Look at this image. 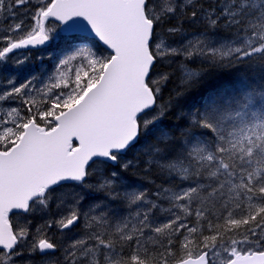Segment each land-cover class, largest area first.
I'll return each instance as SVG.
<instances>
[{"label": "trees", "instance_id": "1", "mask_svg": "<svg viewBox=\"0 0 264 264\" xmlns=\"http://www.w3.org/2000/svg\"><path fill=\"white\" fill-rule=\"evenodd\" d=\"M229 1L195 0L178 14L160 19L156 33L173 41L167 29L209 32L216 39L230 36L229 21L225 29L220 22L209 23V11L219 8L217 12L223 14ZM234 1L235 38L254 33L250 29L257 21L264 32V0ZM257 44L259 51L229 58L215 52L157 58L148 82L157 105L141 122L138 143L124 155L128 159L123 157L116 166L96 161L84 183L59 186L44 206L12 215L13 226L27 236L10 255L14 263H41L43 257L33 245L40 238L58 247L50 255L52 261L42 264L67 263L54 258L62 252L61 235L68 233L61 231L60 224L72 214L79 217L75 229L81 216H90L92 232L99 238L92 252L99 260L76 255L74 264H167L245 238L251 240L246 251L263 250L264 130L253 126L264 120V34ZM184 65L190 67L185 74ZM49 104L53 115L63 109L59 103ZM135 196L145 207L141 215H134ZM164 208L169 213H162ZM124 220H138L141 228L129 234L119 226Z\"/></svg>", "mask_w": 264, "mask_h": 264}, {"label": "water", "instance_id": "2", "mask_svg": "<svg viewBox=\"0 0 264 264\" xmlns=\"http://www.w3.org/2000/svg\"><path fill=\"white\" fill-rule=\"evenodd\" d=\"M145 2L53 0L41 15L39 31L8 48L12 52L47 45L45 24L54 20L62 33L92 37L113 56L81 100L54 118L52 129L32 120L15 145L0 151V249L10 252L16 244L8 219L12 212H26L48 189L83 182L93 161L115 164L112 153L136 143L138 118L155 106L147 85L155 59L149 51L153 24L145 15ZM40 248L43 253L55 251L45 241ZM174 264H208V253ZM227 264H264V252L237 254Z\"/></svg>", "mask_w": 264, "mask_h": 264}, {"label": "rangeland", "instance_id": "3", "mask_svg": "<svg viewBox=\"0 0 264 264\" xmlns=\"http://www.w3.org/2000/svg\"><path fill=\"white\" fill-rule=\"evenodd\" d=\"M254 1H258L259 4L261 0ZM50 2L51 0H5L3 6H0V13L6 12L4 15L5 26H0V42L7 41L10 44L16 39L33 34L38 28L39 14ZM30 4L35 7H30ZM187 4V0H152L148 15L159 25L161 24L160 19L168 17L171 12L178 14L184 10ZM22 5L24 6L20 7ZM233 6L234 4L229 5L227 2L226 12L222 14V11L217 12L219 8H215V10L209 11V14L212 16L211 23L224 20V29L229 21L232 32L235 34L238 20L236 15L233 16V13L230 12V8H234ZM203 15L205 16V14ZM203 15L202 20H205L206 17L203 18ZM253 25L254 28L251 30H254V33L247 32L240 39L226 37L215 40L216 37H213L209 32L197 35L186 34L188 37L185 38L181 32H178L172 37L175 40L173 41L170 40V37L163 39L164 33L159 32L152 44L153 52L162 61L167 54H171V51L174 54L182 52L185 57L205 52H215L228 58L239 53L249 54L260 50L256 44L264 34L261 32L263 26L258 21ZM47 34L54 42L52 47L49 46L34 53H17L7 58L0 57V145H4L5 148L15 143V135L20 133L25 123L32 118L51 127L53 111L48 110L52 106L49 103L51 101L59 103L62 108L76 103L99 78L109 58L108 53L103 50L97 51L84 38L63 37L59 31V25L55 23L48 24ZM189 71L190 67L184 65L183 74ZM260 128L264 130V120L253 126L254 130ZM13 139L14 141H12ZM9 142L11 144L6 146ZM124 158L128 159V157ZM183 194L184 191L175 195V200L178 201ZM139 198V196L134 197L135 208L139 209H133L134 215H141L140 213L145 209ZM89 209L94 211L93 208ZM169 211L168 208H164L162 213H169ZM81 218L79 228L61 235L63 237L60 240L62 252L54 258V261L64 260L67 262L65 264H74L77 260L76 255L78 257L84 255L82 257L84 258L85 254L87 258L91 256L90 262L99 260V256L92 255L95 249L94 242L99 240L97 235L92 232V220H90V216H81ZM134 219H136L135 216ZM138 220L135 222L130 220L132 223H129V220H124L120 222L119 226H125L129 234H136L139 231L137 229L141 228ZM97 223L101 224L99 221ZM136 230L137 232H135ZM252 234L258 233L252 232ZM250 242L249 239L242 241L239 239L236 242L232 241L211 249V264H225L234 253L243 250ZM33 245L37 249V241L33 242ZM52 258L53 256L43 257L39 264L49 263ZM12 261H16V259H4L2 264H11Z\"/></svg>", "mask_w": 264, "mask_h": 264}, {"label": "flooded vegetation", "instance_id": "4", "mask_svg": "<svg viewBox=\"0 0 264 264\" xmlns=\"http://www.w3.org/2000/svg\"><path fill=\"white\" fill-rule=\"evenodd\" d=\"M4 1H5V0H0V4H1L0 6H3ZM12 4H14V3L12 2ZM24 5H25V4H24ZM24 5H22V6H20V7H23ZM3 43H4V44H3ZM5 44H7V41L0 42V50H3V49H4Z\"/></svg>", "mask_w": 264, "mask_h": 264}, {"label": "bare ground", "instance_id": "5", "mask_svg": "<svg viewBox=\"0 0 264 264\" xmlns=\"http://www.w3.org/2000/svg\"><path fill=\"white\" fill-rule=\"evenodd\" d=\"M211 1V0H210ZM209 3V2H208ZM212 3H214L213 2V0H212ZM217 4V3H216ZM195 14V13H194ZM190 15V14H189ZM185 16V15H184ZM204 16V15H203ZM204 18V17H203ZM198 20V19H197ZM200 20V19H199ZM194 65V64H193ZM195 79H196V77H195ZM195 82V81H194ZM218 97V96H217ZM179 99V98H178ZM221 99V98H220ZM224 101V100H223ZM185 102V101H184ZM179 104V103H178ZM213 104V103H212ZM231 104H233V103H231ZM173 105V104H172ZM208 105V104H207ZM218 106V105H217ZM181 107V106H180ZM216 108V107H215ZM222 108V107H221ZM200 109V108H199ZM210 110V109H209ZM218 110V109H217ZM206 111H208V110H206ZM216 120V119H215ZM192 128V127H191ZM187 129V128H186ZM185 132V131H184ZM155 135V134H154ZM181 136V135H180ZM169 146V145H168ZM136 174V173H135ZM129 176V175H128ZM159 178V177H158ZM201 178V177H200ZM176 182V181H175ZM174 185V184H173Z\"/></svg>", "mask_w": 264, "mask_h": 264}]
</instances>
